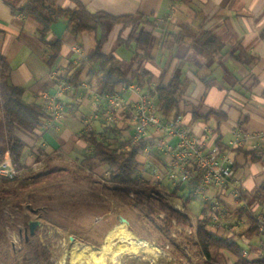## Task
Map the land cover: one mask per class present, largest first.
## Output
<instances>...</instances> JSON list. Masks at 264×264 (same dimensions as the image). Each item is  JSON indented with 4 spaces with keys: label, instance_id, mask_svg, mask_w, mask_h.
<instances>
[{
    "label": "crops",
    "instance_id": "obj_1",
    "mask_svg": "<svg viewBox=\"0 0 264 264\" xmlns=\"http://www.w3.org/2000/svg\"><path fill=\"white\" fill-rule=\"evenodd\" d=\"M27 1L0 0V55L11 66V83L23 88V99L29 103H39L38 95L43 90L56 92L50 77L53 70L69 78L73 69L84 62H80L72 48L78 45L88 59L94 54L102 33L99 27L92 25L89 31L75 35L67 28L66 22L60 20L51 25L43 42L40 22L22 12ZM49 3L70 11H77L83 6L90 12H105L117 17L143 15L153 22L152 26H144L155 36L150 56L133 59L134 44L130 47L119 44V35L126 34L119 24H110L108 40L104 45L105 51L122 64L127 78H131L135 71L145 70L149 72L150 80L144 85L133 81L130 84L120 83L116 87L124 102L116 113L120 120L113 129L104 130L101 118L107 106L102 99L94 96L100 95L101 73L91 63L86 64L80 81L86 82L88 89L77 87L71 93L60 95L67 114L58 129L40 134L16 126L15 133L26 144V149L22 168L17 170L15 178L33 176L52 168L69 170L67 167L71 165H77L94 175H102L108 168L91 156V145L85 138L84 120L98 115L93 122L92 133L99 140L115 146L123 143L127 146L133 134L131 114L138 94L148 93L157 107L156 87L167 86L173 76L179 74L183 101L178 113L172 117L180 115L182 125L202 140L207 148L218 147L228 155L241 179L243 196L235 200L224 190L213 187L198 195L194 193L193 183L189 184L191 186L173 187L166 177L169 155L157 148V144L160 141L173 144L176 138L166 137L154 130H150L141 140L144 148L137 156L140 166L138 176L160 185L166 191L169 202L187 212L192 221L195 217L201 218L205 203L218 202L223 205L230 214L235 215V231L228 228L229 225L225 227L212 219L210 231L219 238L236 242L243 249L244 259L255 261L259 258L264 253L263 237L260 233H246L250 219L246 213H239L238 210L251 212L252 215L264 211V206L254 200L264 180V160L251 161L244 154V151L264 149V0H49ZM185 25L192 28V36L176 46L171 35ZM203 30L212 31L224 43L220 54L209 57L197 48L194 41ZM56 40L61 43L60 52L53 64L49 65L48 59L53 53L50 43ZM236 44L242 46L250 59L236 62L231 58L230 50L239 53V50L233 49ZM205 78L214 79L210 87L203 81ZM134 88H138V92ZM211 111L215 114L207 116ZM218 116L224 118L218 120ZM188 190L190 196L184 199L182 193ZM261 208L263 211L258 213L257 210ZM239 227L244 228L240 234ZM124 231L135 238L142 237L132 229L111 230L113 235L109 237L108 233L107 237L110 241H128ZM148 231L147 237H150L149 228ZM166 232L172 233L174 238L179 237L171 231H162L161 235L165 237ZM164 237L161 238L163 241ZM169 242L174 245L175 254H180L177 245ZM158 247L152 251V257H160L157 264H182L180 259ZM218 249L234 259V264H238L235 255ZM190 263L191 259L187 258V264Z\"/></svg>",
    "mask_w": 264,
    "mask_h": 264
},
{
    "label": "trees",
    "instance_id": "obj_2",
    "mask_svg": "<svg viewBox=\"0 0 264 264\" xmlns=\"http://www.w3.org/2000/svg\"><path fill=\"white\" fill-rule=\"evenodd\" d=\"M22 12L35 17L40 22L42 26L40 37L43 42H45V36L50 31L51 25L60 20L65 21L67 28L75 35L89 31L92 25L101 29V41L94 54L80 66L74 68L69 76V82L75 88L79 87L80 75L88 63L94 65L101 73V95L114 94L120 83L130 84L136 81L138 84L144 85L149 82L150 74L145 70L135 71L131 78H127V73L122 68V64L110 52H106L104 46L108 40L110 24H119L126 30L125 35H119L121 36L119 44L126 47L134 44L133 59L150 56L155 36L152 31L145 29L144 26H152L154 23L145 16L117 17L105 12H90L83 6L77 11H70L55 7L49 3V0H28ZM192 31L189 25H185L178 32L172 33L171 37L174 44L178 46L180 42H184L185 38L192 36ZM194 42L197 44V48L209 57L220 54L225 47L224 43L210 30H203ZM50 46L53 53L48 59L49 65L57 59L61 43L56 40L50 43ZM233 49L239 50V53L236 54L230 50V56L234 61L243 62L250 59L240 44L233 45ZM10 78L11 66L6 58L0 55V164L8 154L14 169L20 170L26 144L16 135L15 128L20 126L30 132H37L43 120L46 119V114L38 103L26 102L22 97L23 88L13 85ZM203 81L207 87H210L214 79L205 78ZM155 93L157 95V108L164 117L169 118L178 113L183 101L182 81L179 74H175L167 86L158 85ZM213 113L214 111H211L207 116ZM222 118L224 116H218V120ZM85 138L91 145V156L106 164L108 168V175L102 179V182L85 193L90 201L108 203V197H110L128 208L143 206L147 210L152 224L157 223L160 230L171 231L175 236L181 237L187 247L198 249L205 258L211 257L210 248L215 247L225 249L235 255L238 264H264V253L255 261H248L244 259L243 249L236 242L219 238L210 231L211 204L205 203L203 205L202 216L195 224L187 212L175 208L169 202L166 191L160 185L152 184L138 176L140 166L137 156L144 148L143 141L127 145L124 148V143L115 146L99 140L90 132L85 134ZM244 154L251 161L264 160V149L261 151H244ZM70 174V170L52 168L40 171L28 177V180L30 185L39 186L45 182H57L62 177L70 176ZM0 181V186L4 192L0 193V199L5 194H16L15 190L6 189L7 178L0 177ZM57 186L61 189L60 185ZM20 188L24 187L20 185ZM254 200L259 205L264 206V180L255 193ZM238 211L239 213H246L250 219L246 233L258 234L255 216L251 212L241 209ZM23 241L26 242V239ZM159 244L164 246L165 241L160 239ZM19 254L20 264H25L27 254L22 249Z\"/></svg>",
    "mask_w": 264,
    "mask_h": 264
},
{
    "label": "rangeland",
    "instance_id": "obj_3",
    "mask_svg": "<svg viewBox=\"0 0 264 264\" xmlns=\"http://www.w3.org/2000/svg\"><path fill=\"white\" fill-rule=\"evenodd\" d=\"M116 117L120 120L117 114ZM101 120L104 130L113 129L115 123H108L105 118ZM67 169L71 171L70 176L39 186L29 184L30 176L5 177L8 179L6 189L15 190L16 194H5L0 199V264H20L21 249L27 254L25 264L159 263L160 257H152V251L156 250L154 247L160 246L159 239L164 236L158 224L150 223L145 207L128 208L110 197L108 203H94L85 193L101 183L108 175V170L105 169L102 175H94L77 165ZM20 185L24 188H20ZM189 191L182 193L184 199L190 196ZM0 193H4L1 186ZM261 211L262 208L257 210L258 213ZM233 216L231 212L228 228L235 231ZM197 220L198 217H195L193 222L196 224ZM30 225H33L32 233ZM243 227L238 228V234L244 231ZM148 228L150 237H147ZM115 229L134 230L138 236H142L138 238L145 241L144 245L133 249L126 240L110 241L107 235ZM164 239L165 245L158 248L180 259L182 264H187V258L191 259L190 264L235 263L234 259L218 248L211 247V257L205 258L198 249H188L185 241L174 238L172 233L166 232ZM169 241L177 245L180 254H175L174 245ZM91 252L97 261L91 258Z\"/></svg>",
    "mask_w": 264,
    "mask_h": 264
},
{
    "label": "built area",
    "instance_id": "obj_4",
    "mask_svg": "<svg viewBox=\"0 0 264 264\" xmlns=\"http://www.w3.org/2000/svg\"><path fill=\"white\" fill-rule=\"evenodd\" d=\"M80 59L86 61L87 57L78 45L72 48ZM54 81L56 92L43 90L38 95L39 105L46 114L38 128L42 134L50 129H58L66 117L67 110L60 95L71 93L75 87L58 70H53L50 75ZM79 87L87 88L88 84L80 81ZM138 92V88H134ZM106 103L103 118L108 123H116L117 111L123 106V98L119 93L107 95H94ZM98 115H92L84 120V132L93 130V122ZM131 124L133 127L132 137L129 144L132 145L144 139L150 130L157 131L166 137H175V143L160 141L157 148L166 151L169 160L166 165V177L173 187L193 183L194 193L203 195L210 187L224 190L230 197L239 200L243 196L241 179L233 167V163L227 154H223L218 147L207 148L202 140L193 136L181 123V116L164 117L156 107L148 93H139L138 100L132 110ZM127 146H124L126 148ZM18 171L14 169L9 155L0 164V176L15 178ZM159 174V173H158ZM161 179L160 177H158ZM211 219L214 222H221L225 227L229 225L228 217L230 212L218 202H213L210 209ZM259 233L263 237L264 249V211L255 214ZM262 256V255H261Z\"/></svg>",
    "mask_w": 264,
    "mask_h": 264
},
{
    "label": "bare ground",
    "instance_id": "obj_5",
    "mask_svg": "<svg viewBox=\"0 0 264 264\" xmlns=\"http://www.w3.org/2000/svg\"><path fill=\"white\" fill-rule=\"evenodd\" d=\"M123 233L126 234L125 238L128 239V242L131 244V246H133V248H137L139 246H143L144 245L145 242L143 240L133 237L130 234V232L124 231ZM112 235H113V232H109V237L112 236ZM90 255H91V258H93V260L97 261L95 259V256L92 254V252H91Z\"/></svg>",
    "mask_w": 264,
    "mask_h": 264
},
{
    "label": "water",
    "instance_id": "obj_6",
    "mask_svg": "<svg viewBox=\"0 0 264 264\" xmlns=\"http://www.w3.org/2000/svg\"><path fill=\"white\" fill-rule=\"evenodd\" d=\"M29 229H30V233H32L33 225H30V226H29Z\"/></svg>",
    "mask_w": 264,
    "mask_h": 264
}]
</instances>
